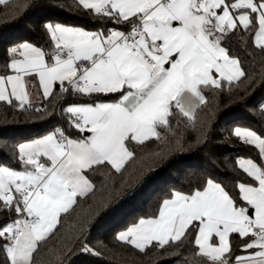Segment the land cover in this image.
<instances>
[{
	"label": "snow or ice",
	"instance_id": "1",
	"mask_svg": "<svg viewBox=\"0 0 264 264\" xmlns=\"http://www.w3.org/2000/svg\"><path fill=\"white\" fill-rule=\"evenodd\" d=\"M77 4L96 28L45 22L46 43L16 42L0 59V105L61 119L50 131L15 143L9 162L0 163V264H41L40 249L63 227L62 217L78 198L96 194L94 173L123 176L137 147L150 143L159 142L148 156L174 157L188 131L180 118L195 128L209 94L225 84H257L230 45L232 37L247 45V34L264 55V0ZM32 6L17 0L19 8ZM258 111L264 119V104ZM210 133L208 121H201L200 151ZM232 136L254 155L236 158L231 187L208 176L186 191L171 189L154 214L115 239L171 264H264V131L235 126ZM114 191L98 198L101 208ZM48 252V264H71L76 253L101 255L83 228L66 233Z\"/></svg>",
	"mask_w": 264,
	"mask_h": 264
},
{
	"label": "trees",
	"instance_id": "2",
	"mask_svg": "<svg viewBox=\"0 0 264 264\" xmlns=\"http://www.w3.org/2000/svg\"><path fill=\"white\" fill-rule=\"evenodd\" d=\"M27 4L35 6L19 8L17 0L0 5V59L4 50L16 42L46 43L40 30L45 22L87 29L97 27L92 17L85 14L86 10L78 6L77 0H27ZM245 40L247 45L238 37H232V54L242 61L249 76L257 78V84L251 87L248 81L232 86L225 84L222 92L209 94L208 103L196 114L195 128L180 118L181 130L187 125L188 131L184 132L186 143L183 149L174 157L165 156L159 160L148 156L150 150L157 149L159 142L150 143L147 147H137V158L129 162L123 176L115 174L112 179H106L104 175L94 173L96 194L78 198L75 210L62 217L63 227L40 249L37 260L41 264H48L51 259L48 250L57 245L66 233H76L81 228L89 245L101 255L76 253L70 257L71 264H171V261L157 260L159 253L154 255L149 250L142 254L117 241L115 236L140 217L154 214L158 203L171 189L186 191L208 176L231 187L236 158L254 155L251 148L232 136L235 126L264 131V119L258 111L264 102V87L259 85V76L264 73V55L253 47L247 34ZM52 106L47 104L48 108ZM204 120L208 121L211 133L208 147L200 151L195 137L200 122ZM60 123L58 115L49 117L44 111L28 109L22 112L0 105V163L9 162L15 143L38 137ZM173 126H176L175 122ZM122 181H127L123 187ZM113 188L117 189L113 198L101 208L98 198L102 195L107 197L108 190Z\"/></svg>",
	"mask_w": 264,
	"mask_h": 264
},
{
	"label": "crops",
	"instance_id": "3",
	"mask_svg": "<svg viewBox=\"0 0 264 264\" xmlns=\"http://www.w3.org/2000/svg\"><path fill=\"white\" fill-rule=\"evenodd\" d=\"M33 104H34L35 106H39V105H40V101H39L38 99H34V100H33Z\"/></svg>",
	"mask_w": 264,
	"mask_h": 264
},
{
	"label": "built area",
	"instance_id": "4",
	"mask_svg": "<svg viewBox=\"0 0 264 264\" xmlns=\"http://www.w3.org/2000/svg\"><path fill=\"white\" fill-rule=\"evenodd\" d=\"M263 104H264V102H263ZM58 112H59V108H58Z\"/></svg>",
	"mask_w": 264,
	"mask_h": 264
}]
</instances>
